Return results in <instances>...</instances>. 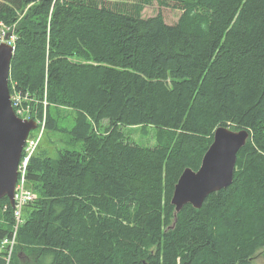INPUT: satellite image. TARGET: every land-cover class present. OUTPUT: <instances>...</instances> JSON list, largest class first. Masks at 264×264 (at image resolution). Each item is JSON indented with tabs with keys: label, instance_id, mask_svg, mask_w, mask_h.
<instances>
[{
	"label": "trees",
	"instance_id": "obj_1",
	"mask_svg": "<svg viewBox=\"0 0 264 264\" xmlns=\"http://www.w3.org/2000/svg\"><path fill=\"white\" fill-rule=\"evenodd\" d=\"M103 1L0 0L10 94L80 145L30 159L35 200L0 264H253L264 249V0H157L181 10L174 25L142 18L148 0L129 12ZM62 110L68 127L53 117ZM221 126L249 133L232 183L175 219L174 186ZM136 128L152 147L130 137ZM13 227L3 198L0 242Z\"/></svg>",
	"mask_w": 264,
	"mask_h": 264
},
{
	"label": "water",
	"instance_id": "obj_2",
	"mask_svg": "<svg viewBox=\"0 0 264 264\" xmlns=\"http://www.w3.org/2000/svg\"><path fill=\"white\" fill-rule=\"evenodd\" d=\"M12 55L13 48L0 43V200L7 198L13 208L21 151L29 132L36 128V122L19 119L12 109L8 88ZM248 138L246 130L235 132L221 126L214 131L198 170L185 169L174 186L171 205L175 219L185 205L200 209L209 195L231 185L237 154Z\"/></svg>",
	"mask_w": 264,
	"mask_h": 264
},
{
	"label": "rangeland",
	"instance_id": "obj_3",
	"mask_svg": "<svg viewBox=\"0 0 264 264\" xmlns=\"http://www.w3.org/2000/svg\"><path fill=\"white\" fill-rule=\"evenodd\" d=\"M148 1L149 3L145 4L141 11L142 18L144 19L152 18L156 16L158 13H160L166 25H174L177 22L181 14V10L174 9L173 7L161 6L157 0H148ZM143 2L144 0H126V1L104 0L103 1L104 4H110V5L116 4L118 6H127V9H125L127 12L132 11L133 6L142 4ZM69 115L70 114L68 112L62 110L60 111L58 117L54 115L53 117L58 119L60 126L68 127L69 121L71 120ZM128 130L130 133V137L134 138L137 144L147 147H152L154 145V140L152 138L151 132L148 134V137L145 138L140 128L128 129ZM38 131L39 128L32 130L31 135L36 134V132ZM68 139L69 138L66 136V134L57 133L46 129L42 134L36 152L46 154L51 158H56L59 151L62 149H67V150L80 149L79 144H75L71 146V144L68 142ZM27 189H28V183H27ZM26 217L27 214L25 211H23L22 219H25ZM253 264H264V249L256 253L255 258L253 260Z\"/></svg>",
	"mask_w": 264,
	"mask_h": 264
},
{
	"label": "built area",
	"instance_id": "obj_4",
	"mask_svg": "<svg viewBox=\"0 0 264 264\" xmlns=\"http://www.w3.org/2000/svg\"><path fill=\"white\" fill-rule=\"evenodd\" d=\"M10 28H7L0 24V43H6L13 48L14 37L11 35ZM14 49V48H13ZM10 102L15 115L22 120H30V109L28 106H23V102H26V98H22L20 94H10ZM39 125V131L36 134L31 135L29 133L25 140L24 146L21 152V159L17 167V180L21 183H26V168L33 157L40 138L42 136L45 124V118L41 122H37ZM35 200L34 194L30 190H23L21 185L16 183L14 195H13V216H14V227L10 237L3 239L0 242V251L7 252L6 261H8L11 255L16 241V232L21 224V212L22 209L29 203Z\"/></svg>",
	"mask_w": 264,
	"mask_h": 264
},
{
	"label": "bare ground",
	"instance_id": "obj_5",
	"mask_svg": "<svg viewBox=\"0 0 264 264\" xmlns=\"http://www.w3.org/2000/svg\"><path fill=\"white\" fill-rule=\"evenodd\" d=\"M44 118H45V116H44ZM34 121V120H33ZM44 126H45V124H44ZM36 128H39V125H38V123L36 122ZM35 128V129H36ZM45 129V128H44ZM235 132H238V131H235ZM43 133H44V130H43ZM42 133V134H43ZM214 134V133H213ZM42 137V136H41ZM40 140H41V138H40ZM40 142V141H39ZM38 145H39V143H38ZM38 148V147H37ZM37 150V149H36ZM36 152V151H35ZM35 154V153H34ZM34 156V155H33ZM20 159H21V156H20ZM20 161V160H19ZM16 183L17 184H19V185H21V187H22V189L23 190H28L27 189V185H26V183H21V182H19L18 180H16ZM15 186H16V184H15ZM14 190H15V188H14ZM170 204H171V201H170ZM174 207V206H173ZM13 208H14V205H13ZM195 209V208H194ZM196 210H198V209H196ZM21 220H22V218H21Z\"/></svg>",
	"mask_w": 264,
	"mask_h": 264
}]
</instances>
